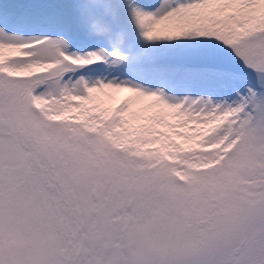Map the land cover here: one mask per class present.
I'll return each instance as SVG.
<instances>
[{
	"label": "snow or ice",
	"instance_id": "obj_1",
	"mask_svg": "<svg viewBox=\"0 0 264 264\" xmlns=\"http://www.w3.org/2000/svg\"><path fill=\"white\" fill-rule=\"evenodd\" d=\"M0 264H264V0H0Z\"/></svg>",
	"mask_w": 264,
	"mask_h": 264
}]
</instances>
